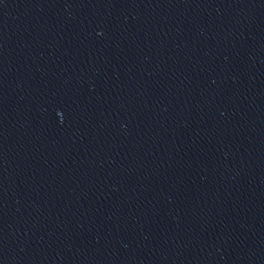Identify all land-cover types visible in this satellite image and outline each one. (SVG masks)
<instances>
[{
	"label": "water",
	"instance_id": "95a60500",
	"mask_svg": "<svg viewBox=\"0 0 264 264\" xmlns=\"http://www.w3.org/2000/svg\"><path fill=\"white\" fill-rule=\"evenodd\" d=\"M0 264H264V0H0Z\"/></svg>",
	"mask_w": 264,
	"mask_h": 264
}]
</instances>
